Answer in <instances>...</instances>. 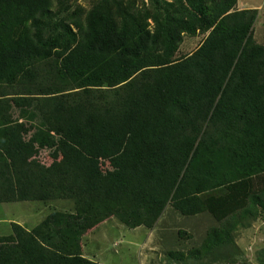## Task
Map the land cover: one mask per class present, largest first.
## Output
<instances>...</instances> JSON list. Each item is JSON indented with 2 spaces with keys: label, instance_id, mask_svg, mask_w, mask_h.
I'll list each match as a JSON object with an SVG mask.
<instances>
[{
  "label": "trees",
  "instance_id": "1",
  "mask_svg": "<svg viewBox=\"0 0 264 264\" xmlns=\"http://www.w3.org/2000/svg\"><path fill=\"white\" fill-rule=\"evenodd\" d=\"M237 2L168 3L178 13L155 15L151 28L149 16L119 17L108 3L50 23L53 0H0V85L32 81L51 57L64 84L43 98L0 97V203L75 205L32 229L12 222L0 264H99L82 253L87 230L110 217L152 228L169 204L217 218L190 253L199 261L264 217V189H254L264 173V44L254 38L258 10ZM197 32L207 33L198 48L175 58Z\"/></svg>",
  "mask_w": 264,
  "mask_h": 264
},
{
  "label": "rangeland",
  "instance_id": "2",
  "mask_svg": "<svg viewBox=\"0 0 264 264\" xmlns=\"http://www.w3.org/2000/svg\"><path fill=\"white\" fill-rule=\"evenodd\" d=\"M109 4L117 16L143 14L149 16V24L154 28L152 17H166L177 14L180 0H53L51 12L45 16L50 23H71L74 11L83 10V15L95 6ZM168 3H173L171 7ZM239 6H252L258 10L254 24V38L264 44V0H238ZM249 8V9H252ZM238 9V8H237ZM75 30L74 25H71ZM207 33H185L175 58H182L194 52ZM37 75L32 81L16 82L14 85H0V97L29 96L43 98L41 93L62 90L64 84L58 76L59 61L55 57L39 60ZM79 91L66 90L65 93ZM41 160L51 162L47 151ZM104 170L116 171L108 161ZM254 189H264V173L254 178ZM229 192L225 187L208 191L204 197L218 196ZM74 202L70 199L55 198L48 201H11L0 203V235L12 233V222L32 229L53 211H73ZM219 224L208 210L196 215H184L169 204L152 228L138 226L130 228L116 217H110L91 229L82 237L83 255L99 264H261L264 260V217L247 220L233 232L235 243L228 244L215 255L202 260L190 257L191 251L203 245L209 230ZM182 254L183 259H173L169 253Z\"/></svg>",
  "mask_w": 264,
  "mask_h": 264
},
{
  "label": "crops",
  "instance_id": "3",
  "mask_svg": "<svg viewBox=\"0 0 264 264\" xmlns=\"http://www.w3.org/2000/svg\"><path fill=\"white\" fill-rule=\"evenodd\" d=\"M236 7H237L238 9L252 8V6H249V7H246V6H239V5H238V2H237Z\"/></svg>",
  "mask_w": 264,
  "mask_h": 264
}]
</instances>
